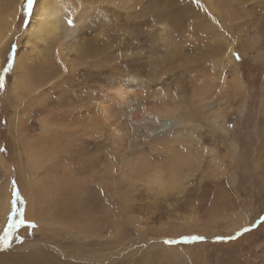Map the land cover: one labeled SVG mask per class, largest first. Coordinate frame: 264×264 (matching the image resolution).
I'll list each match as a JSON object with an SVG mask.
<instances>
[{
    "label": "rangeland",
    "instance_id": "obj_1",
    "mask_svg": "<svg viewBox=\"0 0 264 264\" xmlns=\"http://www.w3.org/2000/svg\"><path fill=\"white\" fill-rule=\"evenodd\" d=\"M7 1L0 0V149L21 172L11 179L14 204L0 224V264H43L48 253L57 264H264V0H230L234 21L220 17L213 28H204L208 18L196 3L199 22L177 33V45L162 15L182 11L180 0H153L155 9L136 18L150 19L143 28L151 37L129 46L117 38L106 48L92 29L76 66L48 82L39 69L52 55L59 59L62 32L28 43L40 0L30 14L25 0H9L10 11L20 6L10 28L2 25ZM173 46L185 49L170 60ZM218 46L223 53L209 51ZM23 61L33 73L17 90ZM26 138L41 153L35 178ZM23 174L29 183L41 178L30 194L35 216H26ZM65 192L88 198L106 230L55 223L53 207ZM37 216L49 230L38 229Z\"/></svg>",
    "mask_w": 264,
    "mask_h": 264
},
{
    "label": "bare ground",
    "instance_id": "obj_2",
    "mask_svg": "<svg viewBox=\"0 0 264 264\" xmlns=\"http://www.w3.org/2000/svg\"><path fill=\"white\" fill-rule=\"evenodd\" d=\"M124 1L126 2V0H69L68 5L72 8L71 17H73L75 21L77 20L76 26L73 23L71 24L69 19H67L69 16L65 15L66 13L65 14L63 13V11H65V9L67 8V7H65L66 1H64V0L63 1L62 0H55V1H53V0H40V1H38L37 5H36V9H35L34 14H33V17L31 18V21L28 25V34H27V38H26L27 42L30 40V38L32 39L33 36L34 37L37 36L38 40L40 39V40L45 41L49 35L50 36L52 35V37L55 38L56 35L60 34L59 31L62 32V43H61V47H60V51H59V59H55L54 58L55 55H52L51 58L46 61L45 65L41 66L40 69L38 68L39 70H42L46 73L47 82L51 78L55 77L56 72H58V70H64L66 67H69V66H71L72 68H74L76 66V62L79 60L78 57L81 54V52L84 51V48H85L86 43L83 39H85V38L89 39L88 36H91V38H93V39L95 37V35L91 34L92 29L98 30L99 33L95 32L96 37H97L96 39H98V40H99V38L104 39L105 41L103 42L102 47H106V48L110 47L112 45L111 41L116 40L117 38H118L117 40H121L123 42V44L121 43L122 45L129 46V45H135L137 43H140V42H142L143 39H147V38L151 37V34L150 33L146 34V32L143 28V25L148 23L150 21V19L147 20V19H144L145 18L144 17L143 19L137 20L136 18L140 17L142 15V13L144 12L143 9L144 10L150 9L149 12H152L153 9H155V8H153L154 7L153 0H133V1L130 0V2L128 4H123V3H125ZM131 1H132V3H131ZM231 1H233V0H231ZM2 3H3V1H2ZM196 3L199 4V7L201 6L200 7V9L202 10L201 14L204 13L208 18V21H204V22H207L206 25H204V28H213L216 26L218 27L219 23H220V17H222V19H224V16L225 17L227 16L228 20H231L232 22L234 21V14H235L234 7L235 6H233L232 3H230V0H180L178 7L177 8L175 7V8L181 9V10L183 9L184 12H183V10L182 11H178V10L174 11V9H173V11L170 10V12H169V11H167L168 10L167 9L166 11L163 10V13L167 12V14L162 15V18H164V20L160 16V18L163 20V21L162 20H160V21H162V25L164 26V29L167 30V28L169 26L170 30L171 31L173 30V38H171V40H169L170 42L172 41V43H173V41H174V44H176V45L181 44L182 42L179 41V38H177V40L174 39L175 37H178L177 33L179 31H181L186 26H187L186 27L187 30L192 32V29H191L193 27L192 25L195 24L196 21L199 22V19H198L199 17L195 14V13H197V11H195ZM4 4H6L3 6V8L5 7L4 10L7 9L8 10L7 12H9L10 14H8V13H7L8 15H5V13L2 14V15H4L2 18H4L6 16L2 22V25H5V28L6 27L10 28L15 23L16 17L19 13V7L20 6L16 7V9H12L10 11L9 7L15 6L13 4V1L11 2L8 0L7 2H4ZM126 7H128L127 9H131V10L127 11ZM133 8H135V10ZM129 11H131V12H129ZM185 12L187 14H185ZM184 16H185V18H184ZM125 17H127L126 18L127 22L123 23L124 21L122 22V20H124ZM185 19H187V21L189 20L190 24H187ZM200 19H202V17H200ZM190 20H191V22H190ZM79 22H81L80 24H82V25L84 23V26L82 28H80V26L78 25ZM113 26H114V28L118 29L117 34L115 32H114L115 34L113 32H111V30H112L111 27H113ZM125 26H128V27H126L127 29L124 28ZM222 34H224V33L220 32V33H218V36L222 38ZM147 35L149 37H147ZM93 39H91V40H93ZM35 40H37V39H35ZM29 42H31V41H29ZM171 49L172 50L169 51L170 54L168 56V59H170V60L176 59L180 55V50L185 49V47L184 48H177V47L173 46V48H171ZM209 51L212 54H220V53L224 52L221 50L220 46L215 47V48L213 47V49H212V47H210ZM94 56H95V54L90 52V55L87 56V57H89L88 63L91 61V59H94ZM229 58L231 61L233 60V57L231 54L229 55ZM168 59H166V61H168ZM43 61L45 62V59ZM93 61H95V59ZM216 61H217L218 65H220L219 60H216ZM216 61L214 62V65L216 64ZM215 66H217V65H215ZM18 67L22 69V71H21L22 77L17 76V78H16L15 87L17 90L19 88L23 89V88L27 87L26 85L28 84L27 81L29 80V76H31V74L33 73V64L32 63L29 64L28 61H23L21 64L19 63L17 68ZM18 74H20V73H18ZM222 78L225 79L224 73L222 74ZM20 94H21V92H20ZM119 95L121 97H123L124 95H126V91L124 89H121L119 91ZM72 103H74V101H72ZM21 120H19V121H21ZM221 121L222 120L220 118H216L214 120V124L222 126ZM22 122H21V125L24 127L23 124H25V122H23V124H22ZM167 125L168 124H166V123L165 124L162 123V126H164V127H166ZM23 127H21V129ZM19 135L21 137L23 136V138H24L26 134L23 131V132H20ZM27 138L25 140H23V139H21V140H23L22 145L24 148V152H26L25 154L27 156V157L26 156L25 157L27 158V161H28V170L30 173V178L31 177L35 178L37 176L36 175V170L38 169L37 167H39V165H40L41 153L35 152V149H34L35 146L32 145L33 143H30V141H28ZM84 142H85V140H84ZM78 146L83 148L82 143H79ZM84 151H85V149H84ZM81 154H82V152H81ZM185 155H189V154L184 151L183 156H185ZM96 158H98V157H96ZM29 159L31 160V163H30ZM89 161H92L91 165H88L89 167L97 165L96 162L93 161L92 159H90ZM180 163L181 162H179V164ZM13 167H14V165H13ZM92 169H93V167H92ZM15 172H17V174H19L21 172V170L20 169L13 170V168L10 166V163L7 161L6 156L4 155V153L0 149V224L3 223L4 220L9 216V214L13 208L14 199H13L12 186L10 184H11V179L13 178ZM23 173H25V172H23ZM38 179H33V181H31V183H29L28 180H26L25 174H23L19 180L23 183V187L25 189L24 194H26L27 200H29V202H26L27 203L26 216H29V217L34 215V214L31 215V211H32L31 206H34V205H31L30 194L32 191L35 190V187H37L36 185L38 184ZM149 179H153V176L150 175ZM40 185H41V183H40ZM43 189L41 190L42 192H43ZM41 191H39V192H41ZM44 192H43V194H44ZM102 192H103V190H102ZM46 193L44 194V197H45V195L48 194V193L47 194ZM49 193H51V192H49ZM65 194H66V192L64 193V195H62V198L59 199V203L57 202V204H55V206L53 207L54 211L56 210L55 213H57V211H58L59 218L53 217L54 216L53 210H52V208H50V205L47 203L49 206V208H47V212L52 213V215H53L52 217H53L55 223H62V225H64V224L70 225L68 228H71L73 226H80L81 228L86 229V230L88 229V226L96 225L100 229L102 227L106 230L107 225L105 223L101 222L99 216L97 214L91 212V210L89 209L88 204L90 201L89 202L87 201V200H89L88 198H85V197L84 198H78L74 193L71 194V197H68L67 194L65 196ZM46 200H47V198H46ZM33 209L35 211V208H33ZM43 209L44 208L42 206H40V205L38 206V210H37L38 216H41L46 212ZM38 216H37V219H38ZM44 216H45V214L42 217H44ZM47 217H49V215H47ZM44 220L38 219V223L41 224V226H42L44 224L43 222H45ZM98 221L100 222L101 225H98ZM51 222H53V221L51 220ZM41 226L38 229L43 231V232L47 230L46 228H48L44 225H43L44 228H41ZM49 229L50 228H48V230ZM97 231L98 230L93 229L91 234L94 236V233L96 234ZM51 232H53V231L51 230ZM43 237L46 238L45 236H43ZM50 238L56 239V238H58V234L57 233L51 234ZM54 256L55 255L48 253L47 255L44 256L45 259H43V260L41 259L42 263L43 264H57V262L55 261L56 259L53 258ZM39 259H40V256H39Z\"/></svg>",
    "mask_w": 264,
    "mask_h": 264
},
{
    "label": "snow or ice",
    "instance_id": "obj_3",
    "mask_svg": "<svg viewBox=\"0 0 264 264\" xmlns=\"http://www.w3.org/2000/svg\"><path fill=\"white\" fill-rule=\"evenodd\" d=\"M35 0H25V10L30 14L32 9H33V5H34ZM237 58H239L238 54H237ZM17 197H19V194L17 193ZM22 223H25L26 221H21Z\"/></svg>",
    "mask_w": 264,
    "mask_h": 264
}]
</instances>
